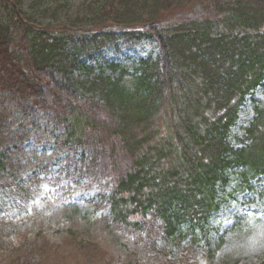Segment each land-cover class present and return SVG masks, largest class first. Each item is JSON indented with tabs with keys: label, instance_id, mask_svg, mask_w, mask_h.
<instances>
[{
	"label": "trees",
	"instance_id": "16d2710c",
	"mask_svg": "<svg viewBox=\"0 0 264 264\" xmlns=\"http://www.w3.org/2000/svg\"><path fill=\"white\" fill-rule=\"evenodd\" d=\"M137 45L151 50L129 64L103 56ZM263 79L264 0H0L1 190L18 179L23 122L49 97L72 176L98 175L100 150L127 156L100 197L110 221L141 230L150 216L166 239L195 241L228 189L264 175V101L249 142L228 139Z\"/></svg>",
	"mask_w": 264,
	"mask_h": 264
},
{
	"label": "rangeland",
	"instance_id": "374dc122",
	"mask_svg": "<svg viewBox=\"0 0 264 264\" xmlns=\"http://www.w3.org/2000/svg\"><path fill=\"white\" fill-rule=\"evenodd\" d=\"M199 13L181 11L185 18ZM150 50L137 45L120 53L105 51L103 56L129 64ZM263 101L264 81L239 108L229 132L233 146L246 143L244 128L254 118L253 106ZM47 103L49 97L35 106L33 121L23 122V150L16 156L19 181H1L7 186L6 191L0 187V264H264V175L252 182V190H228L205 233L194 229L195 241L190 236L166 239L160 222L150 216L141 230L126 229L110 221L97 200L112 186L114 163L120 168L127 156L121 153L114 161L106 149L100 150L94 178L62 173L64 154L54 144L61 126L44 107ZM107 145L105 138L101 146Z\"/></svg>",
	"mask_w": 264,
	"mask_h": 264
}]
</instances>
